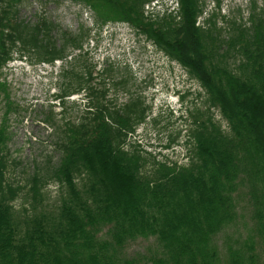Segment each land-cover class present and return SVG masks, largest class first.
<instances>
[{
  "label": "trees",
  "instance_id": "1",
  "mask_svg": "<svg viewBox=\"0 0 264 264\" xmlns=\"http://www.w3.org/2000/svg\"><path fill=\"white\" fill-rule=\"evenodd\" d=\"M22 1L0 0V68L16 59L60 60L66 65L64 96L90 89L106 99V90L91 84L95 65H72L82 57L86 30L58 37V27L45 16L35 22L21 18ZM82 1L94 9L100 25L129 24L181 64L203 88L208 110L217 109L226 126L199 110L192 115L188 161L150 160L140 144L126 145L148 115L142 98L122 106L91 101L95 111L90 108L79 121L61 127L60 158L55 165L48 162L47 176L37 172L23 185L6 177L7 133L0 128V264H261L264 3L260 7L252 0L251 26L231 20L227 35L215 17L197 23L204 0H179V19L146 16L150 0ZM76 50V58L69 59ZM5 88L0 82V92ZM47 177L61 186L55 207L32 204L19 211L15 201L24 188L34 201H43ZM241 183L249 188L253 239L237 247L228 242L222 257L218 236L237 222L234 194ZM151 237L160 245L158 254L127 253L132 242Z\"/></svg>",
  "mask_w": 264,
  "mask_h": 264
},
{
  "label": "rangeland",
  "instance_id": "2",
  "mask_svg": "<svg viewBox=\"0 0 264 264\" xmlns=\"http://www.w3.org/2000/svg\"><path fill=\"white\" fill-rule=\"evenodd\" d=\"M75 0H23L20 17L35 22L45 16L57 27L56 36L63 32L78 34L86 30L82 57L73 61L82 67H92V86L106 90L105 97L96 98L88 89L80 94L64 96L63 71L65 63H35L30 58L16 59L0 68V82L6 91L0 92V128L7 133L9 165L8 181L23 185L37 172L47 176L48 162L55 165L60 158L57 142L61 127L66 122H76L95 111V103H112L122 106L140 96L148 107L145 121L129 135L127 147L139 143L144 155L153 160L188 161L192 147L190 132L194 127L192 115L204 111L223 127L220 112L208 110V102L201 85L190 79L187 71L169 59L151 42L139 36L131 26L122 22L96 27V13ZM262 7L264 0H256ZM204 13L200 23L215 17L223 34H231V20L250 27L252 0H204ZM210 23V22H209ZM212 26V23H210ZM79 50L69 59L76 58ZM238 60L239 56H234ZM70 67V64H67ZM7 92V93H6ZM100 95V94H99ZM62 96V98H60ZM98 99V100H97ZM111 105V104H110ZM172 138H174L172 140ZM149 162L148 167H152ZM43 201H34L28 188L20 191L15 205L19 211L34 204L38 208H53L61 195V186L55 178L47 177L41 187ZM237 222L228 233L218 236L221 256L227 252V243L237 247L253 239V207L249 188L241 183L234 194ZM160 245L154 237L140 238L127 247L130 256L152 257ZM259 253V251H258ZM264 264V255H261Z\"/></svg>",
  "mask_w": 264,
  "mask_h": 264
}]
</instances>
